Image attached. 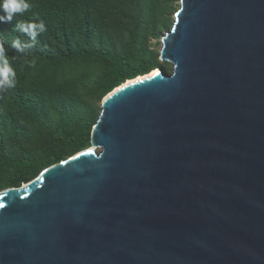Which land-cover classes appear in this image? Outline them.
<instances>
[{
    "label": "water",
    "instance_id": "1",
    "mask_svg": "<svg viewBox=\"0 0 264 264\" xmlns=\"http://www.w3.org/2000/svg\"><path fill=\"white\" fill-rule=\"evenodd\" d=\"M158 56L0 190V264H264V0H179Z\"/></svg>",
    "mask_w": 264,
    "mask_h": 264
},
{
    "label": "trees",
    "instance_id": "2",
    "mask_svg": "<svg viewBox=\"0 0 264 264\" xmlns=\"http://www.w3.org/2000/svg\"><path fill=\"white\" fill-rule=\"evenodd\" d=\"M28 2L26 13L0 23V42L17 74V86L0 92V190L18 187L85 148L104 95L159 67L144 41L157 33L166 0ZM37 18L47 31L24 55L15 53L13 39L28 41L14 30L17 20Z\"/></svg>",
    "mask_w": 264,
    "mask_h": 264
},
{
    "label": "clouds",
    "instance_id": "3",
    "mask_svg": "<svg viewBox=\"0 0 264 264\" xmlns=\"http://www.w3.org/2000/svg\"><path fill=\"white\" fill-rule=\"evenodd\" d=\"M28 0H0V23L12 22L18 14L23 15L30 9ZM14 30L28 37L27 42L16 38L11 41V49L15 53L24 55L26 49L37 43V37L47 31L45 22L37 18L32 22L17 20ZM16 57L13 56L12 60ZM30 67L35 66V61L29 62ZM17 86V74L11 66V60L7 55L3 42H0V92L14 89Z\"/></svg>",
    "mask_w": 264,
    "mask_h": 264
},
{
    "label": "rangeland",
    "instance_id": "4",
    "mask_svg": "<svg viewBox=\"0 0 264 264\" xmlns=\"http://www.w3.org/2000/svg\"><path fill=\"white\" fill-rule=\"evenodd\" d=\"M178 6H179V0H166V2L162 5L161 13L156 22L157 33L154 35H151L150 33H148L145 36V41H144V47H145L147 54L153 59H155L159 65V67H156V68L162 67L168 73H170L171 71L170 63L160 60L158 56V51L160 48V37L163 35L164 32H166L170 28V25L172 24V21H173V15L175 11L177 10ZM90 69L91 71H95L96 67L92 66V68ZM89 146H90V141H89V144L85 148ZM21 186L22 184L18 187H21Z\"/></svg>",
    "mask_w": 264,
    "mask_h": 264
},
{
    "label": "bare ground",
    "instance_id": "5",
    "mask_svg": "<svg viewBox=\"0 0 264 264\" xmlns=\"http://www.w3.org/2000/svg\"><path fill=\"white\" fill-rule=\"evenodd\" d=\"M157 72H158V69L154 68L151 71H149L147 74H145V76H137L133 81L141 80V79L147 78L149 76L156 75ZM129 82H131V81L126 80L125 84H128ZM91 148H93V147H91ZM23 185H25V184H23Z\"/></svg>",
    "mask_w": 264,
    "mask_h": 264
}]
</instances>
